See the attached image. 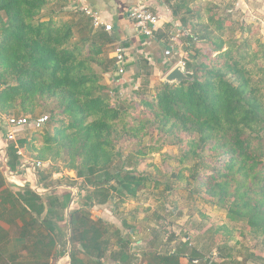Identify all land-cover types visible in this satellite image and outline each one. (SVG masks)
Wrapping results in <instances>:
<instances>
[{"label": "trees", "instance_id": "16d2710c", "mask_svg": "<svg viewBox=\"0 0 264 264\" xmlns=\"http://www.w3.org/2000/svg\"><path fill=\"white\" fill-rule=\"evenodd\" d=\"M192 1L174 0L172 16L177 17L179 10ZM50 2L0 0V120L19 113L36 118L39 116L33 115L38 109L49 114L46 126L33 129L28 138L9 142L6 147V166L12 172L21 162L17 149L33 156L28 160L49 166L36 172V183L48 192V200L28 186L11 185L9 189L16 191L20 201L51 231L49 216L59 222L66 220L63 205L51 191L53 173L59 171L51 166L53 163L62 161V169L85 179L93 189L91 195L99 197L95 204L101 208L110 200V190L118 191V187L133 196L143 185L141 178L113 166L120 141L141 140L151 136V130L175 140L192 136L191 140H178L187 149H182L175 162L181 165L189 158L199 159L194 174L199 186L194 192L202 190L230 222L244 224L254 238L263 237L264 45H258V55L257 50L250 53L247 44L224 40L221 35L229 18L210 17L218 34L200 32L197 39L204 47L195 48L191 43L185 47L189 60L184 65L193 81L160 83L149 91L145 88L149 84L146 78L151 76L152 68L139 57L136 69L124 77L143 76L146 81L135 92L137 101L120 100L104 80L115 68L110 53L117 38L103 27L95 29L91 18L77 8L59 12L70 17L67 21L57 19V14L45 16L43 11ZM156 36L159 40L165 35ZM193 39L187 36L190 42ZM35 134L41 137L39 146ZM206 150L209 155L205 157L202 153ZM222 156L226 159L220 161ZM3 184L1 180L0 186ZM50 206L62 208V212H49ZM77 213H68L69 264H106L103 256L113 236L121 246L116 258L122 264L131 260L123 254L129 242L122 239L118 229L111 231L112 225L101 218L80 217ZM56 229L52 222L54 262L64 256V252L54 250L58 244ZM127 229L129 235L135 233L133 228ZM59 237L61 240L62 234ZM219 254L221 264H227ZM148 257L147 264H181V258L187 264H217L211 257L195 250L183 253L181 248L164 253L152 251Z\"/></svg>", "mask_w": 264, "mask_h": 264}, {"label": "rangeland", "instance_id": "374dc122", "mask_svg": "<svg viewBox=\"0 0 264 264\" xmlns=\"http://www.w3.org/2000/svg\"><path fill=\"white\" fill-rule=\"evenodd\" d=\"M162 1L164 2L162 6L164 13H157L162 19V27L152 34L153 36L158 33L164 34L163 42L169 50L172 48L167 57L169 67H172L178 60L182 64L189 60V52L185 51V47L190 43L195 48L204 47L197 39L200 32L208 31L214 35L218 34L215 25L209 22L210 17H215V19L228 17L229 21L224 22L225 31L221 37L237 44H247L250 53L257 50L260 55L258 45H264V0H193L186 7H182L175 18L172 16L171 6L174 0L169 3L168 0ZM72 2L73 0H51L43 14L50 17L52 14H57V19L63 17L66 21L70 20L69 16H64L59 12L69 10ZM183 22H186L185 26L182 25ZM189 35L194 38L192 42L187 40ZM109 75L110 73L104 77L110 83L104 79L105 83L113 88L112 93L117 98L137 101L135 92L143 87L142 84L146 79L149 84L145 88L153 92L162 83V77L166 74L161 72L153 75L151 70L150 77L146 79L143 76L142 78L135 77L127 84L122 80L118 83L113 82L109 79ZM15 115L25 116L21 113L13 116ZM40 115L49 117L48 113L40 109L33 116ZM3 121L1 118L0 122ZM3 124L0 126V140L3 142V145H0V175L5 181L7 180L10 187L13 183L9 181L10 174L5 165L7 158L4 152V148L6 149L10 141H5L6 131ZM32 131L34 130L30 127L15 129V141L13 142L28 138ZM150 132L151 136H146L141 140L120 141L116 145L113 161L114 167L123 168L130 176L141 178L143 185L135 190L133 196L128 195L126 191H120L118 187H116L118 191L110 190V200L101 208L95 204L99 197L91 195L93 189L88 187L84 182L85 179L77 178L75 172L62 169V161L51 165L59 170L52 176L55 181L54 185L52 184V195L56 196L63 205V214L66 218L65 221L59 222L51 214L49 216L57 227L58 244L54 249L55 252L62 254L68 250L66 245L70 237L68 213L78 210L77 214L80 217L81 214L89 218L99 217L112 225L111 231L115 229L120 231L122 239L129 242L126 248H123L125 249L123 254L131 257L130 261L126 260L123 264H147L150 252H171L177 248H181L183 253H191L195 250L202 256L211 257L210 259L217 264L222 263V259L218 258V251L219 255L225 258L224 262H228L227 264H264V236L254 238L244 224L230 222L226 218V213L215 206L213 200L203 194L202 190L198 193L194 192V189L199 186L194 176L199 159L189 158L181 165L175 162L182 149H187V145L178 140L186 141L193 137L179 136L175 140L157 134L156 130ZM35 138V144L39 146L40 135L35 134ZM21 151L24 158H33L24 149ZM202 154L206 157L209 151L206 150ZM225 159L224 156L219 158L220 161ZM206 161L212 162L211 159H206ZM48 167L46 166L44 170H48ZM22 173L18 174V179L22 178L23 175L20 176ZM113 186L116 185L113 184ZM99 209L101 212L98 211ZM55 211L61 213L62 208H52V213ZM123 223L126 225L124 226ZM127 227L133 228L135 233L129 235ZM225 231H228L229 235ZM60 234H62L61 240ZM120 249L117 237H111L109 249L103 256L104 262L122 264L116 258ZM226 254L231 257L226 258ZM59 261L52 264H60V262L67 264ZM180 262L187 264L184 258H181Z\"/></svg>", "mask_w": 264, "mask_h": 264}, {"label": "crops", "instance_id": "0c3cea01", "mask_svg": "<svg viewBox=\"0 0 264 264\" xmlns=\"http://www.w3.org/2000/svg\"><path fill=\"white\" fill-rule=\"evenodd\" d=\"M138 3V0H73L72 5H70L74 9L88 7L97 14L101 22L112 25L111 34L117 38L115 43L123 45L126 52L125 71L122 78H120L126 84L135 78V76L130 75L128 79H125L124 76L126 72L136 69L139 57L145 58L150 63L153 75L160 74L166 68L172 69L180 62L178 60L172 67H169L168 56L164 55L167 45L163 40H157L156 35L146 37L138 33L133 21L128 16L129 10ZM143 4L147 5L153 12L164 13L163 1L145 0ZM104 79L110 83L109 80ZM0 123L3 124V122ZM0 145H3L2 140H0ZM22 179L16 177L9 179V181L13 185L22 188L24 187ZM1 180L4 184L0 186V264L55 263L51 259L52 222L51 231H49L46 229V224L41 223L40 218L20 201L17 192L9 189L7 180L5 181L0 175V183ZM36 194H41L42 198L48 200L47 191ZM25 210H28L30 214L28 215ZM47 210L52 212V207H48ZM30 220L31 222H29ZM34 220L36 222H33ZM66 242L68 250L64 253L65 257H59L57 261L61 258L60 261L69 264V239ZM57 261L56 263H58ZM60 264L62 263L60 262Z\"/></svg>", "mask_w": 264, "mask_h": 264}, {"label": "built area", "instance_id": "2783aa9c", "mask_svg": "<svg viewBox=\"0 0 264 264\" xmlns=\"http://www.w3.org/2000/svg\"><path fill=\"white\" fill-rule=\"evenodd\" d=\"M157 2H160L162 0H155ZM80 12H82L85 16H88L92 20L93 27L99 28L103 27L106 32L111 33L113 28L111 24H106L103 23L99 20V17L95 12H93L90 8L88 7H81L79 9ZM129 18L133 21L134 26L138 33L140 35H144L146 37H151L153 36L152 33L157 32L159 29L162 27V19L159 14L156 12H153L147 5L145 4H140L138 3L134 7H132L129 10ZM172 50V48H171ZM171 50L166 48L164 50V54L166 56L170 55ZM125 48L123 45L120 43H115L112 51V58L115 60V68L110 76V80L113 82L118 83L120 81V78H122V75L124 74L125 71V63H126V55H125ZM3 123L5 127V141L6 142H13L15 141V136H14V130L15 129H20L23 127H30L31 129H41L44 127V125L48 121V116L42 115L36 118H30L28 116H20V117H15V116H7L3 117ZM0 125H2L0 123ZM1 129V127H0ZM4 152L6 155V149L4 148ZM17 156L21 158V162L17 167V170L15 172H12L8 169L9 171V177L10 179H14L16 177H19L18 174L20 172H23L20 176H22V180L24 181V185H28L30 189H32L36 193H41L45 191L41 187L38 186L36 183V172L39 169L45 168L46 163L41 162L38 160H28L27 158H24L21 149H17L16 152ZM6 157V156H5ZM6 165V161H5ZM23 185V186H24Z\"/></svg>", "mask_w": 264, "mask_h": 264}, {"label": "water", "instance_id": "95a60500", "mask_svg": "<svg viewBox=\"0 0 264 264\" xmlns=\"http://www.w3.org/2000/svg\"><path fill=\"white\" fill-rule=\"evenodd\" d=\"M144 1L145 0L141 2L140 0H138L140 4H143ZM186 80L193 81L194 78H192L189 72L186 70L185 65L179 63L176 66H174L171 70H169L164 77H162V84L179 85L180 83L185 82ZM68 228H69V224H68Z\"/></svg>", "mask_w": 264, "mask_h": 264}]
</instances>
